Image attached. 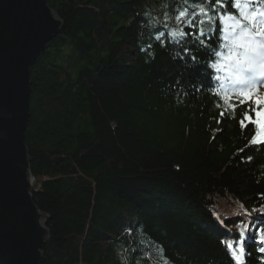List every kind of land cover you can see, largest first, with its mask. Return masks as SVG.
I'll return each instance as SVG.
<instances>
[{
    "label": "trees",
    "instance_id": "16d2710c",
    "mask_svg": "<svg viewBox=\"0 0 264 264\" xmlns=\"http://www.w3.org/2000/svg\"><path fill=\"white\" fill-rule=\"evenodd\" d=\"M47 3L63 27L31 67L25 130L30 190L48 215L39 264H236L226 242L239 239L241 221L251 225L243 263L262 264L264 213L252 209L264 206V146L248 144L251 124L240 127L246 106L220 117L223 97L237 96L212 84L207 67L225 42L219 33L210 48L155 39L181 26V10L223 9L215 0Z\"/></svg>",
    "mask_w": 264,
    "mask_h": 264
},
{
    "label": "water",
    "instance_id": "95a60500",
    "mask_svg": "<svg viewBox=\"0 0 264 264\" xmlns=\"http://www.w3.org/2000/svg\"><path fill=\"white\" fill-rule=\"evenodd\" d=\"M63 27L47 0H0V264H39L47 213L30 190L31 67Z\"/></svg>",
    "mask_w": 264,
    "mask_h": 264
},
{
    "label": "snow or ice",
    "instance_id": "6c2138e0",
    "mask_svg": "<svg viewBox=\"0 0 264 264\" xmlns=\"http://www.w3.org/2000/svg\"><path fill=\"white\" fill-rule=\"evenodd\" d=\"M205 2L211 5L213 0ZM258 2L259 0H215L222 11L217 12L216 8L209 11L203 6L191 12L187 9L181 10L175 17L181 26L167 33L161 31L155 39L163 45L164 37L167 35L173 42L183 44L184 38L194 37L204 48H210L212 35L219 33V39L225 43L218 46L227 48L228 55L225 59L233 61L236 68L231 85L241 89L235 101L230 102L229 97H223L225 111H221L219 115L224 118L235 112L237 107L246 106L241 112L240 127L243 130L251 124L254 132L248 144L264 146V96L258 95L259 85L264 84V9L256 7ZM229 5L232 11H227ZM184 29L188 31L185 32ZM181 51L195 63L196 56L190 53L189 47H182ZM214 55L220 57L222 54L215 51ZM207 67L218 69L220 61L209 63ZM217 123L219 124L220 120H217ZM239 151L243 152L244 149L241 148ZM247 159L251 161L252 157L249 156ZM252 211L264 213V206L253 208ZM245 213L250 215L247 209ZM241 224L242 227H238L239 239L226 242V247L236 264H243L242 258L247 255L244 242L245 235L251 227L246 221H241ZM256 235L259 242L264 245V228L258 227ZM258 251L262 254L261 260L264 262V246Z\"/></svg>",
    "mask_w": 264,
    "mask_h": 264
},
{
    "label": "rangeland",
    "instance_id": "374dc122",
    "mask_svg": "<svg viewBox=\"0 0 264 264\" xmlns=\"http://www.w3.org/2000/svg\"><path fill=\"white\" fill-rule=\"evenodd\" d=\"M33 182V180L31 181V183ZM235 202H233V201H231V200H229V199H227L225 202H224V207L226 208V209H229V205H232V204H234Z\"/></svg>",
    "mask_w": 264,
    "mask_h": 264
}]
</instances>
